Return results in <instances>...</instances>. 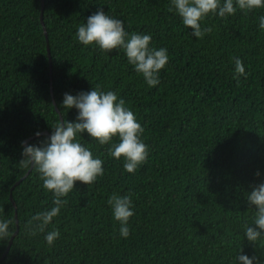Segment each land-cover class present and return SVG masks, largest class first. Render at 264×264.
I'll return each instance as SVG.
<instances>
[{
  "label": "trees",
  "instance_id": "trees-1",
  "mask_svg": "<svg viewBox=\"0 0 264 264\" xmlns=\"http://www.w3.org/2000/svg\"><path fill=\"white\" fill-rule=\"evenodd\" d=\"M170 6L0 0V214L11 219L14 235L19 230L12 244L13 237L0 241V264H233L240 248L249 256L264 249L243 235L254 215L245 193L264 181V9L210 15L202 26L212 31L198 39ZM98 9L123 20L129 33H150V46L168 49L159 85L148 87L122 51L108 54L75 39ZM235 58L246 71L239 82ZM97 85L117 92L137 115L149 157L127 173L123 158L108 155L110 145L82 134L104 161V175L88 186L76 182L45 229L61 233L49 247L44 234H30L28 222L52 205V194L38 172L20 166L21 142L38 145L59 119L75 121V109L61 114L64 94ZM113 194L132 198L127 239L107 203Z\"/></svg>",
  "mask_w": 264,
  "mask_h": 264
},
{
  "label": "clouds",
  "instance_id": "clouds-1",
  "mask_svg": "<svg viewBox=\"0 0 264 264\" xmlns=\"http://www.w3.org/2000/svg\"><path fill=\"white\" fill-rule=\"evenodd\" d=\"M170 5L169 11L175 12L182 24L191 30V35L203 39L212 31L211 27L202 26V21L210 15L228 19L238 11L248 13L264 9V0H170ZM258 20L259 28L264 30V15ZM75 39L84 46H95L108 54L113 50L122 51L127 63L150 88L161 83L160 72L170 60L166 47L150 46L153 39L150 33H129L123 20L102 9L77 27ZM234 71L237 82L239 76L246 75L239 58L234 59ZM60 108L61 114L75 109V121L59 119L51 127V135L38 145L22 141V159L19 161L22 168L38 172L42 187L52 194V205L36 213L28 222L30 234H44L49 247L55 246L61 233L58 228L47 232L45 229L61 214L67 203L65 198L74 190L76 182L88 186L104 175V161L94 154L90 145L81 142L82 134L87 133L91 141L100 145H110L108 155L117 160L123 158L127 173L134 174L149 157L148 146L142 139L145 129L117 92L102 90L97 85L76 95L65 93ZM34 135L39 138L42 134L37 131ZM256 175L259 177L261 173ZM245 199L254 215L250 223L243 225V235L257 249L264 243V181L246 192ZM107 203L114 220L119 222L120 237L127 239L131 231L129 221L135 215L131 196L113 194ZM11 225V219L0 214V241L13 237ZM233 264H264V249L249 256L240 248L233 257Z\"/></svg>",
  "mask_w": 264,
  "mask_h": 264
},
{
  "label": "water",
  "instance_id": "water-1",
  "mask_svg": "<svg viewBox=\"0 0 264 264\" xmlns=\"http://www.w3.org/2000/svg\"><path fill=\"white\" fill-rule=\"evenodd\" d=\"M43 3H44V1H43ZM43 10H44V4H43ZM42 24L44 25V20H43V12H42ZM44 28H45V26H44ZM45 33H46V36H47V40H48V34H47V31H46V29H45ZM48 50H49V53H50V47H49V41H48ZM50 59H51V57H50ZM52 65V64H51ZM52 90H53V88H52ZM52 94H53V91H52ZM53 98H54V94H53ZM54 104L56 105V102H55V100H54ZM57 111L59 112V110L57 109ZM44 135L45 134H49L48 132H45V133H43ZM27 143L29 142V141H26ZM18 223V222H17ZM19 231V230H18ZM18 231L15 233V235H17L18 234ZM15 235L13 236V238H12V241H11V244L13 243V240H14V238H15ZM10 244V245H11ZM10 248V247H9ZM7 254V253H6Z\"/></svg>",
  "mask_w": 264,
  "mask_h": 264
}]
</instances>
